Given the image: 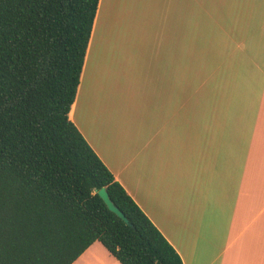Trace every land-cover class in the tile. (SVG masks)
I'll return each instance as SVG.
<instances>
[{
  "label": "crops",
  "instance_id": "obj_1",
  "mask_svg": "<svg viewBox=\"0 0 264 264\" xmlns=\"http://www.w3.org/2000/svg\"><path fill=\"white\" fill-rule=\"evenodd\" d=\"M232 5L233 16H218L210 37L202 34L208 67L196 97L172 94L160 35L154 51L138 52L131 100L91 92L88 135L76 119L80 85L70 111L184 264H264V0ZM153 62L164 63L159 74ZM72 264L122 263L95 241Z\"/></svg>",
  "mask_w": 264,
  "mask_h": 264
},
{
  "label": "trees",
  "instance_id": "obj_2",
  "mask_svg": "<svg viewBox=\"0 0 264 264\" xmlns=\"http://www.w3.org/2000/svg\"><path fill=\"white\" fill-rule=\"evenodd\" d=\"M99 3L0 0V264H184L70 118Z\"/></svg>",
  "mask_w": 264,
  "mask_h": 264
},
{
  "label": "rangeland",
  "instance_id": "obj_3",
  "mask_svg": "<svg viewBox=\"0 0 264 264\" xmlns=\"http://www.w3.org/2000/svg\"><path fill=\"white\" fill-rule=\"evenodd\" d=\"M220 1L102 0L92 34L93 45L80 83L76 119L81 129L88 135L91 92H95L97 97L107 92L113 100H131L137 91L132 89L136 84L134 71L143 65V58L137 57L138 52L154 51L159 45L160 35L163 36L162 50L171 63L162 72L165 74L167 70L168 75L171 73L172 94L176 91V100H189V94L190 98L196 97L201 83V68L205 64L208 67L209 44L207 42L203 46L202 34L210 37L212 22L218 16H222L223 20L233 16L234 13H229V10L238 6L232 5L237 0H223L219 13ZM203 50H206L205 58ZM157 62H153V68L159 74L164 63L157 65ZM203 76L210 78V73L203 72ZM213 85L211 79L209 87Z\"/></svg>",
  "mask_w": 264,
  "mask_h": 264
},
{
  "label": "water",
  "instance_id": "obj_4",
  "mask_svg": "<svg viewBox=\"0 0 264 264\" xmlns=\"http://www.w3.org/2000/svg\"><path fill=\"white\" fill-rule=\"evenodd\" d=\"M98 194L100 195V197L104 200V202L106 203V205L108 206V208L113 211L114 213H116L119 217H121L125 222H129V219L127 218V216L124 214V212L114 203V201L111 199L108 190L106 189V187H102L101 189H99Z\"/></svg>",
  "mask_w": 264,
  "mask_h": 264
}]
</instances>
